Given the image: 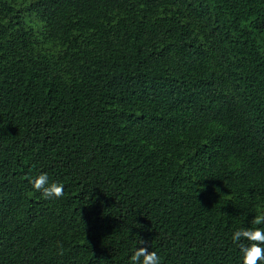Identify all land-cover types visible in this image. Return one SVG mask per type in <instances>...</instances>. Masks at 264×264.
<instances>
[{"label": "trees", "instance_id": "16d2710c", "mask_svg": "<svg viewBox=\"0 0 264 264\" xmlns=\"http://www.w3.org/2000/svg\"><path fill=\"white\" fill-rule=\"evenodd\" d=\"M260 212L264 0H0V264H242Z\"/></svg>", "mask_w": 264, "mask_h": 264}, {"label": "clouds", "instance_id": "9594fccd", "mask_svg": "<svg viewBox=\"0 0 264 264\" xmlns=\"http://www.w3.org/2000/svg\"><path fill=\"white\" fill-rule=\"evenodd\" d=\"M29 182L45 199L60 198L64 195L63 184L50 182L47 173L41 172ZM251 225L253 226L235 230L231 240L239 246L242 264H261L264 262V212L254 215ZM130 264H160V257L156 251H150L142 239L140 246L130 257Z\"/></svg>", "mask_w": 264, "mask_h": 264}]
</instances>
